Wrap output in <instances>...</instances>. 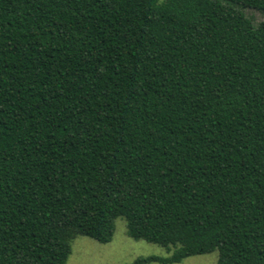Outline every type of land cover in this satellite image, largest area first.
<instances>
[{"label": "trees", "instance_id": "trees-1", "mask_svg": "<svg viewBox=\"0 0 264 264\" xmlns=\"http://www.w3.org/2000/svg\"><path fill=\"white\" fill-rule=\"evenodd\" d=\"M264 0H0V264L136 241L264 264Z\"/></svg>", "mask_w": 264, "mask_h": 264}, {"label": "rangeland", "instance_id": "rangeland-1", "mask_svg": "<svg viewBox=\"0 0 264 264\" xmlns=\"http://www.w3.org/2000/svg\"><path fill=\"white\" fill-rule=\"evenodd\" d=\"M244 14L255 25L264 22V14L254 10H244ZM115 234L109 244H101L88 237H78L72 243V254L66 264H132L139 258L156 256L167 258L173 254L166 248L146 241H136L128 236L127 221L118 218L115 222ZM219 254L188 257L174 264H218ZM147 264H161L158 262Z\"/></svg>", "mask_w": 264, "mask_h": 264}]
</instances>
